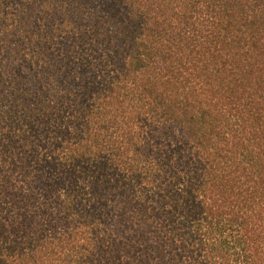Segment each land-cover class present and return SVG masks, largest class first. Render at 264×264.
Returning <instances> with one entry per match:
<instances>
[{
  "label": "trees",
  "instance_id": "obj_1",
  "mask_svg": "<svg viewBox=\"0 0 264 264\" xmlns=\"http://www.w3.org/2000/svg\"><path fill=\"white\" fill-rule=\"evenodd\" d=\"M0 32V264H264V0H0Z\"/></svg>",
  "mask_w": 264,
  "mask_h": 264
},
{
  "label": "rangeland",
  "instance_id": "obj_2",
  "mask_svg": "<svg viewBox=\"0 0 264 264\" xmlns=\"http://www.w3.org/2000/svg\"><path fill=\"white\" fill-rule=\"evenodd\" d=\"M69 11V12H68ZM67 14H61L60 15V17L59 18H62V17H69L70 18V16L74 19H78L79 18V16H80V14H79V10H77L76 8L75 9H73V10H71V9H68L67 10ZM39 13L34 9V18H37V17H35L36 15H38ZM69 15V16H68ZM53 15H51L50 17L52 18V20L54 21V20H56V19H58V18H55V17H52ZM52 20H47L46 22H45V20H44V23H46V26H51V21ZM24 31H25V29L24 28H20V27H18V25L14 28V30H12L11 32H12V36H14V35H16V33H18V32H20V36L22 37V36H24L23 34H24ZM11 32L9 31L8 32V34H7V37L5 38V40H6V44H4V45H7V44H9V43H12V42H10V41H8V38L10 37V35H11ZM0 34H1V32H0ZM2 41V40H1ZM58 42H59V40H58ZM71 42V41H70ZM59 43H57V45H58ZM4 54V49L3 50H0V59H1V61H2V63H3V65L6 63V65H7V67H8V69L11 71L12 70V66H16V65H19V62L17 61V60H14V59H10V60H8V59H3V57L1 56V55H3ZM8 57H16V56H14V54H13V51H11V54L8 56ZM47 58V57H46ZM22 69L25 71V72H27L28 74H31V75H33V73H31V72H29V71H27V69L26 68H24V67H22ZM6 72H9V71H7L6 70ZM17 76H20V75H17Z\"/></svg>",
  "mask_w": 264,
  "mask_h": 264
}]
</instances>
